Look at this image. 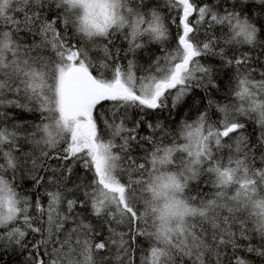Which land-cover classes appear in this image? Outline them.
<instances>
[{"label": "snow or ice", "instance_id": "1", "mask_svg": "<svg viewBox=\"0 0 264 264\" xmlns=\"http://www.w3.org/2000/svg\"><path fill=\"white\" fill-rule=\"evenodd\" d=\"M264 264V0H0V264Z\"/></svg>", "mask_w": 264, "mask_h": 264}, {"label": "trees", "instance_id": "2", "mask_svg": "<svg viewBox=\"0 0 264 264\" xmlns=\"http://www.w3.org/2000/svg\"><path fill=\"white\" fill-rule=\"evenodd\" d=\"M4 260L8 261V264H20L22 257H20L18 254H8L4 257Z\"/></svg>", "mask_w": 264, "mask_h": 264}]
</instances>
